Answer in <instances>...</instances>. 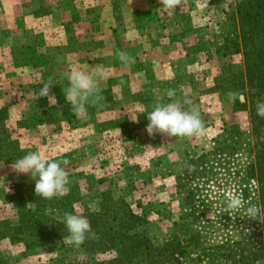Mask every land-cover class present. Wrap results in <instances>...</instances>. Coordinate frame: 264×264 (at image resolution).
<instances>
[{
    "label": "rangeland",
    "instance_id": "374dc122",
    "mask_svg": "<svg viewBox=\"0 0 264 264\" xmlns=\"http://www.w3.org/2000/svg\"><path fill=\"white\" fill-rule=\"evenodd\" d=\"M234 6V0H183L165 11L159 0H0V264H172L157 250L134 252L138 239L153 246L169 241L168 257L180 255L181 264H248L262 221L244 217L245 209L225 211L224 201L232 190L260 207L247 168L264 141L256 114L264 94L247 84L240 53L223 55L236 34ZM155 33L180 35L178 54L167 39L166 60L185 71L168 83L175 97L150 90L137 101L135 80L121 74L126 65L117 53L144 65L138 41L153 47ZM96 67L107 72L97 81L104 107L86 105L87 115L77 118L64 97L65 74L77 68L94 76ZM48 80L54 98H39ZM229 92L242 95L231 102ZM172 100L182 110L190 107L186 101L199 108L202 135H148L147 112ZM37 150L68 161L65 195L36 196L37 177L12 168ZM19 194L33 199L28 207L38 212L44 237H55L48 232L55 234L57 223L63 236L26 248L33 241L26 232L39 227L30 222L31 229L17 233L24 225ZM66 212L85 216L96 238L79 247L67 243Z\"/></svg>",
    "mask_w": 264,
    "mask_h": 264
},
{
    "label": "clouds",
    "instance_id": "9594fccd",
    "mask_svg": "<svg viewBox=\"0 0 264 264\" xmlns=\"http://www.w3.org/2000/svg\"><path fill=\"white\" fill-rule=\"evenodd\" d=\"M160 5L165 11L176 10L177 6H181L183 0H159ZM118 59L126 66H130L135 62L126 51L117 53ZM68 80V87L64 90L66 102L71 105L72 113L77 117L87 115L86 105L103 108L104 97L101 95V89L98 85L99 79L107 77V72L100 67L94 69V76L77 68L71 69L65 74ZM53 81L48 80L43 82L40 88L38 97L54 98L50 95ZM169 98L176 95L174 89H168L166 92ZM242 94L237 92H229L228 98L234 102L238 96ZM190 105L188 110H182L178 101L172 100L169 103H156L150 112H147L148 124L146 132L149 136L155 133L166 134L169 137H193L202 135L205 132L204 122L200 117L199 108L192 104L191 101H186ZM257 116L264 118V102H257ZM67 160L51 161L41 154L39 150L28 152L23 157L19 158L12 168L18 173L30 174L35 179L34 192L36 196L44 199H52L56 195H65L68 192L67 185L68 172L66 166ZM190 169L192 166H188ZM225 211L237 212L245 209L244 217L249 219L261 218V208L251 201H245L243 195L229 190L225 193ZM248 205L245 208V205ZM63 223L68 232L66 239L67 243L79 247L86 238H96V233L92 231L88 219L82 214H73L66 212L63 217Z\"/></svg>",
    "mask_w": 264,
    "mask_h": 264
},
{
    "label": "trees",
    "instance_id": "16d2710c",
    "mask_svg": "<svg viewBox=\"0 0 264 264\" xmlns=\"http://www.w3.org/2000/svg\"><path fill=\"white\" fill-rule=\"evenodd\" d=\"M235 12L233 13V21L235 23L236 34L234 35V39L230 41H225L223 44L224 51L223 55H227L228 53H240L242 55V60L244 63V77L246 78L247 84L256 88L258 91L264 94V0H234ZM4 119L2 114H0V120ZM260 126L263 127V138H264V118L258 122ZM6 132V129H3ZM247 174L251 179L256 181L257 189H258V201L261 208V218L264 219V141L260 145V149L255 157V159L248 165ZM20 197H22L19 194ZM23 203L21 204V220L20 224H24L16 228L17 233L23 232L24 229H31L26 224L40 222L39 215L37 211L31 212L29 209V203H33V199L31 196L25 195L21 198ZM60 205L63 204V201L59 202ZM65 207V205H62ZM25 211V212H24ZM39 227V226H38ZM54 227V226H53ZM63 224L57 223L55 228L57 231L55 234L53 231L48 233H52L55 235L53 239L50 237H44L47 233L40 229L36 230V228L27 231V237L33 241L26 242V248H30L35 245V243L43 244L46 241H54L58 240L59 237H62L65 233L61 230ZM58 230H61L58 232ZM24 234V232H23ZM31 234V235H30ZM260 242L259 247L256 250L249 251V258L247 259L248 264H253L255 261L264 258V221L261 223V231L259 233ZM42 238H46L43 240ZM137 242L136 250L134 252H145L146 254H150L151 252L157 250L158 254L166 255V260L172 264H181L180 257L176 256L172 250V256L176 259H170L168 257L167 251L171 249L172 243L166 241L162 245L153 246L149 242L144 245L141 240H135ZM243 259V258H242ZM244 260V259H243ZM246 264V262L244 261Z\"/></svg>",
    "mask_w": 264,
    "mask_h": 264
},
{
    "label": "crops",
    "instance_id": "0c3cea01",
    "mask_svg": "<svg viewBox=\"0 0 264 264\" xmlns=\"http://www.w3.org/2000/svg\"><path fill=\"white\" fill-rule=\"evenodd\" d=\"M152 36L154 38V43H150L151 45H149L152 46L153 44V47L148 48V44H146V41L144 43L141 42L140 39L138 41L137 51L139 55L145 53V55H147L148 57V61H144L145 64L142 66L137 62L131 64L129 67L123 66L120 69L121 74L125 72L132 73V79L135 80L134 82L136 83L133 94H135L134 98L137 99V101L143 99L145 93H150V90L151 92H153V94H156L157 90L158 96L165 98V94H163V92L168 90V83L172 79V76L185 71V66H170L169 60H166V58H169V56H171L170 51L166 49L165 46V44L168 43L166 42L167 39L170 38L175 40L174 44L176 45V49L173 51L171 50V52L174 54H176L177 52L178 54L181 50V41L179 39L180 35L174 36V34H172L171 37H169V35H167L166 33H155ZM146 40H148V38H146ZM150 40H152L151 37ZM155 40H158V42L156 43ZM144 44L145 47L143 46ZM180 76L181 74L179 75V77Z\"/></svg>",
    "mask_w": 264,
    "mask_h": 264
}]
</instances>
